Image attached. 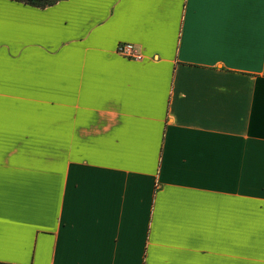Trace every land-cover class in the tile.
<instances>
[{"label": "crops", "instance_id": "1", "mask_svg": "<svg viewBox=\"0 0 264 264\" xmlns=\"http://www.w3.org/2000/svg\"><path fill=\"white\" fill-rule=\"evenodd\" d=\"M0 264H264V0H0Z\"/></svg>", "mask_w": 264, "mask_h": 264}, {"label": "built area", "instance_id": "2", "mask_svg": "<svg viewBox=\"0 0 264 264\" xmlns=\"http://www.w3.org/2000/svg\"><path fill=\"white\" fill-rule=\"evenodd\" d=\"M117 52L129 59L142 60L143 55L133 43H121L117 47Z\"/></svg>", "mask_w": 264, "mask_h": 264}, {"label": "trees", "instance_id": "3", "mask_svg": "<svg viewBox=\"0 0 264 264\" xmlns=\"http://www.w3.org/2000/svg\"><path fill=\"white\" fill-rule=\"evenodd\" d=\"M21 1H24L26 3H31V4H34V5L44 6L46 4L55 3L58 0H49V1L21 0Z\"/></svg>", "mask_w": 264, "mask_h": 264}, {"label": "rangeland", "instance_id": "4", "mask_svg": "<svg viewBox=\"0 0 264 264\" xmlns=\"http://www.w3.org/2000/svg\"><path fill=\"white\" fill-rule=\"evenodd\" d=\"M35 1H49V0H35Z\"/></svg>", "mask_w": 264, "mask_h": 264}]
</instances>
